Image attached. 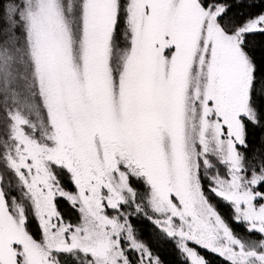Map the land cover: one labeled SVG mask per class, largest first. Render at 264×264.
<instances>
[{
	"label": "snow or ice",
	"instance_id": "6c2138e0",
	"mask_svg": "<svg viewBox=\"0 0 264 264\" xmlns=\"http://www.w3.org/2000/svg\"><path fill=\"white\" fill-rule=\"evenodd\" d=\"M167 245L264 264V0H0V264Z\"/></svg>",
	"mask_w": 264,
	"mask_h": 264
},
{
	"label": "trees",
	"instance_id": "16d2710c",
	"mask_svg": "<svg viewBox=\"0 0 264 264\" xmlns=\"http://www.w3.org/2000/svg\"><path fill=\"white\" fill-rule=\"evenodd\" d=\"M222 213L225 215H228L227 212H225L223 209H221ZM136 227L141 230V236L146 241L149 240L152 236V233L154 231L153 226L151 224L143 223V224H137ZM234 228H236L235 225H233ZM236 231L240 235H245L243 228H236ZM168 250L163 252V255L165 256L166 260L168 261V264H178L179 261H182V257L179 256V254L171 248V245L165 246Z\"/></svg>",
	"mask_w": 264,
	"mask_h": 264
}]
</instances>
